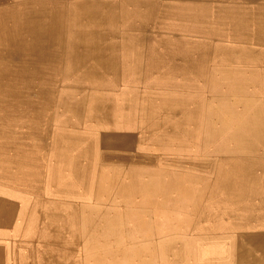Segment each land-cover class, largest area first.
<instances>
[{
  "label": "bare ground",
  "instance_id": "1",
  "mask_svg": "<svg viewBox=\"0 0 264 264\" xmlns=\"http://www.w3.org/2000/svg\"><path fill=\"white\" fill-rule=\"evenodd\" d=\"M25 1L27 5H24ZM39 1L44 0H0V109L15 111L13 114L21 118L28 115L27 123L16 121L18 125H14V129L23 128V124L32 128L20 135L15 130L10 141H20L23 148L33 145L44 151V143L52 133L50 129L57 127L51 121L50 112L54 105L65 104L66 99L70 104L67 109L83 118V125L76 124L79 121L61 125L80 128L65 132L70 170L62 177L50 179L47 176L43 168L47 158L43 162L36 160L34 168L28 155L26 161L21 162L22 173L30 175L31 169L36 176L31 186L23 187L21 184L25 193L19 200L25 203L33 198L43 207L45 201L40 199L50 193L53 197L49 200L61 198L62 203H76V197L79 198L77 206L81 204L85 214L89 205L99 208L101 204L102 160L127 165L130 161L139 160L141 154L137 149L143 142L152 144L156 151L163 153L177 145L179 150L175 155L179 161L174 169L163 170L159 174L164 177L163 181L151 187L162 196L159 217L152 218L146 213L142 215L147 231L151 227L153 232L162 228V235H167L161 248L168 250L166 256L165 252L161 254L163 264L187 262L189 258L185 249L191 254L201 250L208 259L203 264L216 258L230 260L229 256L232 260L238 250L239 264H264V96L257 93L260 89L264 90V63L257 66L254 61L264 62V18L254 17L257 11H264V0H227L217 6L210 3L214 10L211 17L189 13L188 18L195 24L201 18H209L207 26L218 34H213L208 40L211 43L208 50L199 48L205 44L198 46L196 40L177 38L168 32H164L163 40L158 38L157 10L150 13L135 8L131 3H137L136 0H125L130 2V8L123 16L124 20L118 17L119 0H61L63 4L57 8L58 13L68 14L70 27L73 16L74 26L77 27L66 43L64 40V63L68 76L64 79L59 75L54 79L46 73V80L36 78L34 81L30 79L31 72L34 70L39 75V63L51 60L56 35L55 30L50 28L52 12L51 15L40 13L39 8H35ZM153 1L159 2L145 0L138 3H141L140 7H147ZM162 3L167 5V2ZM196 10L199 12L204 8ZM138 14L140 18L136 20ZM129 22L132 25L125 27V23ZM198 27L199 24H196V29ZM165 30H174L173 24L166 25ZM16 32L19 35L23 33V39L19 38L20 43L17 44L13 38ZM24 33L30 36L24 37ZM151 39L155 46L184 39L185 48L174 53L155 54V49L149 47ZM2 41L8 47L2 45ZM228 42L237 49L226 45ZM144 46L148 49H143ZM122 54L125 58H121ZM123 59L126 61L124 75ZM206 59L209 64L201 66ZM141 60L150 62L146 69L135 63ZM200 60L203 62L197 65ZM23 63L29 64L26 65L29 67L27 71L19 70ZM121 76L123 78L119 80ZM63 83H67L66 90L61 88ZM199 91H204L206 95L200 98ZM143 92L150 94L146 97ZM32 100L39 107L33 108ZM134 111L148 113V120L155 123L148 130L140 131L135 125H142L145 120L129 121V115ZM156 112L164 116L161 120L163 127L166 123L174 126L164 129L173 131L171 134L157 136L158 121L149 115ZM7 113L14 116L11 112ZM94 113L102 117L111 115H107L102 124L109 126L108 129L98 130L96 126L87 125L88 122L102 123L100 115H96L95 119ZM0 120V125H4L2 116ZM40 125L43 130L32 131ZM120 126V129L115 128ZM192 135L196 138V146L202 145L199 155L204 162L183 160L184 156L191 155L185 149ZM75 139L77 141L73 144ZM12 165L11 162L6 163L7 173L15 170V165ZM150 173L132 171L130 175L140 178L142 183ZM61 179L79 181L80 186L60 184ZM12 190V185L6 184V198H15ZM172 201L179 205L172 207L169 204ZM14 203H0V220L8 222L15 218ZM49 206L53 204L47 201L42 210L35 213L36 224L54 237L61 236L62 232L65 233L64 228L78 221L76 212L64 214V210ZM95 221H98L97 217L90 223L95 225ZM201 224L206 233L197 236L195 244L190 243L182 251V244L176 245L171 235H176V231L182 234ZM234 229L239 230L236 238H232Z\"/></svg>",
  "mask_w": 264,
  "mask_h": 264
},
{
  "label": "rangeland",
  "instance_id": "2",
  "mask_svg": "<svg viewBox=\"0 0 264 264\" xmlns=\"http://www.w3.org/2000/svg\"><path fill=\"white\" fill-rule=\"evenodd\" d=\"M90 1L100 2V0H90ZM101 1H107V0H101ZM136 1L137 3H131V5L135 8L143 9L145 10V12L150 11V13H154L155 9L157 10L156 13L158 14L157 15L158 19L156 20V24H158L159 26L157 30L158 34L156 36H158V38H161V40H163L164 32H168L172 35L177 36V38L181 37L192 41L196 40L198 42V46H200L201 44H205L203 46H200L199 48L203 50H208L211 49V43L208 40L211 39V36L216 33L215 29L210 28V26H207L209 23L208 21L209 18L208 19L201 18V21L196 23L199 24V27L196 29V24L190 18H188L190 16L189 13H196V14L200 13L202 16L211 17L214 10H212L210 3H213V5L216 3L215 6H217V5H221L223 2H226L227 0H162V1L155 0L161 2V4L159 2L157 3L153 1L152 4H150L147 7H145L143 4L142 7L139 6V4L145 2V0H136ZM162 2H167V5L163 4ZM24 3H25L24 5L28 4L26 3V1ZM30 3L31 2H29V4ZM38 3L39 4H37L35 8L37 9L39 8L40 13L48 12L51 15L52 12L51 17L53 23L51 24L50 28L52 30H55L54 33L56 35L53 42L55 46L53 47L54 51L51 54V60L47 63H39L38 69L40 71V74L36 75V71L34 72L33 70V72H31L32 75H30V79L34 81H36V78H40L41 80H46V76H45L46 73H48L49 76H51V78L54 79L59 77V75L64 79H67L66 77L68 76V72H67L68 69H67V65L64 63V57L66 54L64 40L66 43L68 37L74 35L75 28H77L74 26V24H76L75 18L73 16L71 17V27H70V24L68 22L69 19L68 14L64 12L62 15H60L58 13L57 8L63 4L61 0H52V1L44 0V1H39ZM117 3H118V17L123 19L124 18L123 16L127 15L128 13V9L130 8L129 5L130 2L125 0H119ZM202 4H205V6L203 7ZM196 8H199L200 10L204 8V10L197 12ZM139 15L140 14L136 16V20L140 18ZM177 16H179V19H176ZM254 17L257 19L264 18V11H257L256 14H254ZM170 23L173 24L174 30L166 31L165 27ZM131 25L132 22H129L127 24L125 23V27H129ZM59 27H61V29ZM130 32L131 31H129V33ZM18 33L19 32H16V34L13 37L15 38L14 43L16 44L20 43L19 38L23 39V37H21L23 33L20 32L22 35H19ZM136 33L137 32H135L134 34ZM24 34H25L24 37L30 36L28 33H24ZM0 35L2 34L0 33ZM152 35H153L152 37H154V34ZM216 35L218 34L216 33ZM184 39L183 40L179 39L173 41L172 43L160 44L156 46L152 44L153 39H151V41L149 42L150 43L149 47L155 49V54L164 55V54H169L171 52L174 53L179 51L180 49L185 48ZM202 41L203 43H201ZM230 44L231 43L228 42L226 45L230 46ZM2 45L7 46L5 41H2ZM231 46H234V44ZM231 46L230 48L237 49L236 48L237 46L236 47H231ZM143 49L147 50L148 46H144ZM121 58H125V54H122ZM204 61L205 63L201 66H205V65L207 66L209 64L208 59ZM254 61H255V65L257 66L262 65L264 63L261 60L258 61L254 60ZM144 62L146 66H144ZM201 62L203 61L201 60L197 61L198 63L197 65H200ZM135 63L136 64L140 63L145 69L150 64V62L147 60L136 61ZM122 64L124 66L122 65L123 69L122 68L121 69L124 75V71L126 70L125 67L126 61L124 59ZM26 65L28 66L29 64L23 63V65H21L22 67L21 66L19 67V70H21L22 68L23 71H27L29 67H27ZM122 78L123 76L119 77V80H121ZM134 79H140V78H134ZM141 80H143V78H141ZM66 85L67 83H63L61 85V88L65 89ZM143 93L145 94L146 97L150 94L149 92H143ZM257 93L260 96H264V90L262 89H260ZM199 95L201 98L206 94L204 91H202L201 93H199ZM68 106H70L69 99L65 100V104L62 103V105L53 106L52 112H50V115L52 116L51 121L53 122V124L57 125V127L50 129L52 133L49 136L48 141H46L47 144L46 142L44 143L45 152L38 149V147L35 148V150L38 149L36 150V154L34 155L35 160L43 162V160L47 158V163L46 165H44L43 168L44 170H46V174L50 179L51 177H58V178L62 177L70 170V166L67 163V154H66L67 144L64 142V136L67 130H79L80 128L73 126L72 128H67L64 126L70 123L73 124V122L76 123V121H79V123L76 124L83 125L82 122L83 118H79L77 114L70 112L67 109ZM32 107L33 108L39 107L36 104V101H33ZM0 112H1L0 116L4 118L5 123L8 122L6 124L7 129L4 131L5 145L11 146L12 145V142L10 141V139L12 138L11 135L14 134L15 130H18V128L14 129V125L15 126L18 125L16 121L27 123L28 115H25L24 117L21 118L20 115L18 114L16 115V113L13 114V112L15 111L12 110L11 111L1 110ZM7 112H11L14 116L8 114ZM96 115H100L102 123L92 124L88 122V124L87 123L86 124L90 127L96 126L95 128L98 130L108 129L109 126L102 124L105 121L104 118L109 114H107L105 117H102L101 114H95L94 116L95 119H96ZM149 115L151 117H155L154 119L158 121V123H156L159 126L157 129L158 132L157 136H160L161 134L162 135L171 134V132H173L171 130H164L165 128H174V126H172L171 123H166L165 127L162 126L161 120L164 118L162 113L160 112L149 113ZM6 116L8 119L6 118ZM116 116H120V115H116ZM147 116L148 113L146 114L143 113L142 111H134L132 114L129 115V118H131L129 119V121L130 120L141 121V119L145 120L144 124L135 125V127L140 131L141 130L145 131L151 128L149 127L151 124L155 123V122H150ZM68 117H70L69 120ZM13 118H14V123H12ZM87 118L90 117L87 116ZM27 125L28 124H23L22 125L23 128H19V130H21V132L28 133L29 130L31 131L32 128L27 127ZM121 127L122 126L115 128L120 129ZM43 129L44 128L40 125L35 127L32 131L34 130L39 131ZM75 135L80 136L79 134H75ZM30 137L32 140L34 139L32 135ZM30 137L28 138L29 141H30ZM194 138L195 136L192 135L191 141L186 142L185 152L191 155L184 156L183 160L195 161L197 159L201 162H204L205 160L199 155L202 152L201 151L202 145L197 147L196 146L197 141H195ZM76 141L77 140L75 139L73 140L72 143L74 144ZM139 145L140 147L137 149V152L141 155L138 158L139 160L135 162L130 161L129 164L122 165L119 164L118 162L115 163L109 160L101 161V171H102V177L100 179V185H101L100 192L102 198L100 202L101 204L99 205V208H97L96 205H89L88 207H86V212L84 216L85 225L83 228L82 227L78 228L76 225L74 226L70 225L64 228L65 233L62 232V235L59 238L60 242H57L58 241L57 237L51 235L50 232L42 230L40 226L33 227L36 232V240L38 241L37 264H41V263L42 264H163L161 254L165 252V256H166V254H168V250L164 251L161 248L164 242L166 241L167 235H162V230H161L162 228L159 229L161 231L156 230V232H153V228L151 227L148 228L150 230L147 231L146 230L147 226L144 225V219L142 215L144 216V214L146 213L151 215L152 218L159 217L158 210L163 206V203L161 202L160 199V197L162 198V196L161 194H158L159 192L153 188L157 186L160 181H163L164 177L159 175L160 173L163 172V170L174 169L173 166L179 161V157L175 155L178 154L176 151H178L179 148L177 145H175L174 147L165 150L163 153L161 151H156L157 148L152 144H147L143 142V144H139ZM132 171L147 172V173L151 172L150 175L147 177V179H144V181H148V182L142 184L144 181H142L141 183L140 178H136L130 175ZM56 174H58L59 176H57ZM59 183L73 184L78 187L80 186L79 185L80 182L75 180L65 181L61 179ZM138 185L141 186L138 187ZM169 204L172 207H176L177 205H179V203H174L173 201ZM112 207L115 209H113ZM95 217L98 218V221H95L96 224L93 225L91 223ZM171 228H176V227H171ZM204 233H206V229L203 226V224H201V226L191 227L187 229L182 234H179V232L176 231V235H171V237L175 238L174 242L176 243V245L179 243L182 244L183 246L182 251H183L185 247H187L190 243L194 242L195 244L194 240H196L197 236ZM237 233H239V230L234 229L232 232V238H236V236L238 237L239 235ZM58 244L60 245L57 246ZM68 248H70V251ZM223 249L225 251L226 249L225 245ZM184 252L185 254H188L187 258H189L187 259L188 261L185 262L184 264H203L205 260H208L205 259V255L201 252V250H197L193 254H191V252H189L188 249H185ZM239 252L240 250H238L237 254L232 258V260L230 256H229L230 260L226 259L225 261L216 258L213 259L208 264H239V260H238ZM223 254L221 256H223ZM225 254L227 255V253ZM221 256L219 257L223 258Z\"/></svg>",
  "mask_w": 264,
  "mask_h": 264
},
{
  "label": "crops",
  "instance_id": "3",
  "mask_svg": "<svg viewBox=\"0 0 264 264\" xmlns=\"http://www.w3.org/2000/svg\"><path fill=\"white\" fill-rule=\"evenodd\" d=\"M0 132V148L4 145L3 148L0 149V203H5V201H15L13 207L16 210V216L14 219L9 220L8 222H5L3 219L0 220V264H37L38 241L34 239L36 238V232L33 227H37L39 225L36 224L35 213L39 210L41 211L46 202L50 201L53 204V206H49L50 208L62 209L64 210V214H69V212L73 214V212H76L78 221L71 225H76L78 228L84 227L85 214L83 213L84 211H82L83 209L81 204L77 206L79 198L76 197H74V201H76V203L73 201L62 203L61 198L49 200V198L53 197L50 193L49 196L47 194V196L40 199L45 201V203H43V207L38 200H34L33 198L28 200V202H21L19 198L20 196H24L25 193L24 190L23 192L21 190V184L24 185L23 187L31 186L35 181L36 173L31 169L29 170L30 175L28 173H22L20 170V164L22 161H26L28 155V159L32 162V166L34 168L36 166V160L34 159L36 150L32 145L23 148L20 141L18 143L12 142L11 146H6L3 124L0 125ZM16 133L20 135L21 130L18 128ZM10 162L13 164L12 166L15 165L14 167L18 169L15 168L12 172L8 171L7 173V171H5V165ZM6 184L12 185V192L14 191L15 198H6ZM66 226H68L67 223ZM59 238L60 236H57V242H60ZM59 245L60 244L57 246Z\"/></svg>",
  "mask_w": 264,
  "mask_h": 264
}]
</instances>
